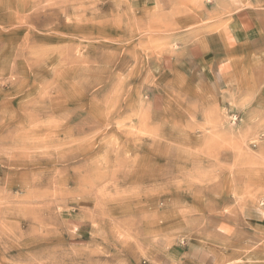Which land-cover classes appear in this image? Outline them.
Here are the masks:
<instances>
[{
    "label": "rangeland",
    "instance_id": "374dc122",
    "mask_svg": "<svg viewBox=\"0 0 264 264\" xmlns=\"http://www.w3.org/2000/svg\"><path fill=\"white\" fill-rule=\"evenodd\" d=\"M0 264H264V0H0Z\"/></svg>",
    "mask_w": 264,
    "mask_h": 264
},
{
    "label": "crops",
    "instance_id": "0c3cea01",
    "mask_svg": "<svg viewBox=\"0 0 264 264\" xmlns=\"http://www.w3.org/2000/svg\"><path fill=\"white\" fill-rule=\"evenodd\" d=\"M239 35H240L239 37H237V35H234V37H232V41H231L232 45H233L232 48H230L231 45L228 42L218 43V42L214 41V39H210L208 42V45L206 46L207 47V55L205 57L204 56L201 57V59L203 58L207 61H219L221 58H224L225 56L228 55V53H227V55L225 53V52H227V50H229L231 52L232 50H236V48H237L236 46H238L239 49L242 46H245V45H243L244 44L243 42L246 41V38L244 36L245 32L240 31ZM199 49L202 51L201 46H199Z\"/></svg>",
    "mask_w": 264,
    "mask_h": 264
}]
</instances>
